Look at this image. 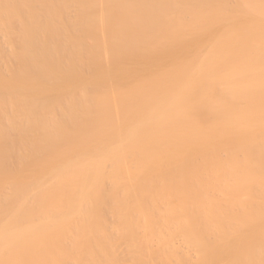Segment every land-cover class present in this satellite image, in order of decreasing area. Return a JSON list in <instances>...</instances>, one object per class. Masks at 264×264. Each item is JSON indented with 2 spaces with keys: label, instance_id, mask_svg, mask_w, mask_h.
Here are the masks:
<instances>
[{
  "label": "bare ground",
  "instance_id": "obj_1",
  "mask_svg": "<svg viewBox=\"0 0 264 264\" xmlns=\"http://www.w3.org/2000/svg\"><path fill=\"white\" fill-rule=\"evenodd\" d=\"M0 264H264V0H0Z\"/></svg>",
  "mask_w": 264,
  "mask_h": 264
}]
</instances>
